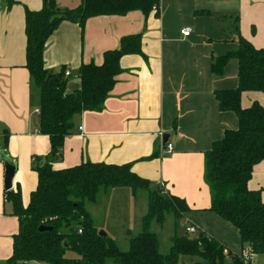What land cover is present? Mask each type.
<instances>
[{"label": "crops", "instance_id": "0c3cea01", "mask_svg": "<svg viewBox=\"0 0 264 264\" xmlns=\"http://www.w3.org/2000/svg\"><path fill=\"white\" fill-rule=\"evenodd\" d=\"M15 1L9 11L0 1V153L15 164L10 191H18L26 206L37 185L33 161L44 162L50 143L38 132L35 112L40 97L31 89L24 68V9L36 12L42 0ZM54 1L60 9L82 3ZM184 29L191 30L187 38L180 34ZM130 35L141 36L142 55L121 59V74L103 109L75 119L74 133L64 140L61 155L52 166L60 170L84 162L130 165L137 177L162 185L169 196L186 203L189 211L180 220L185 226H194L240 256L237 230L209 211L210 191L204 178L205 154L225 131L238 128L236 116L220 112L215 99L217 91L237 88L238 63L229 59L221 76L213 74L212 64L236 51L239 38L264 49V0H159L158 17L145 19L140 12L100 16L88 19L82 30L63 22L45 45V68L52 73L69 71L70 76L64 75L66 90L76 91L79 66L100 65L103 54L117 50L121 38ZM254 102L264 108V94L246 93L241 105L246 108ZM164 133H171L170 154L164 153ZM247 189L260 192L264 204V161L253 167ZM114 197L129 210L141 212L139 218L146 214V190L132 194L126 188L112 189L108 204ZM18 229V218L5 198L0 161V264L11 256L12 238ZM259 257L253 256L251 263L264 264Z\"/></svg>", "mask_w": 264, "mask_h": 264}, {"label": "trees", "instance_id": "16d2710c", "mask_svg": "<svg viewBox=\"0 0 264 264\" xmlns=\"http://www.w3.org/2000/svg\"><path fill=\"white\" fill-rule=\"evenodd\" d=\"M0 1L7 11L17 4L15 0ZM81 2L76 8L60 9L54 0H42L40 10L24 9V68L29 73L31 89L40 97L38 132L48 138L50 149L42 164L33 161L37 185L26 206L18 191H5L19 229L12 238V254L4 264H243L241 256L215 240L209 242L199 231L197 235L173 237L169 254L162 255L156 235L148 231L150 222L162 225L166 215L178 222L189 208L183 200L164 192L163 187L137 177L130 165L84 162L67 169L53 168L64 140L74 133L75 119L85 112L103 109L121 74V59L142 55V38L125 36L117 50L103 54L100 65H80V87L69 92L64 71L52 73L44 65L45 45L51 35L63 22L76 24L82 30L88 19L100 16L140 12L148 19L159 15V0ZM229 59L238 63L237 88L217 91L215 99L220 112L236 116L238 128L225 131L205 154L209 211L237 230L242 252L264 256V204L260 192L247 189L253 167L264 161V108L257 102L246 108L241 105L246 93L264 94V49H256L239 38L236 51L213 62V74L221 76ZM115 188H126L132 194L139 189L148 192L142 231L130 238L126 252L120 251L108 236H99L84 207L86 202L95 201L99 190ZM40 228L45 230L40 232ZM225 250L227 255L223 254ZM68 253L75 258L68 257Z\"/></svg>", "mask_w": 264, "mask_h": 264}, {"label": "rangeland", "instance_id": "374dc122", "mask_svg": "<svg viewBox=\"0 0 264 264\" xmlns=\"http://www.w3.org/2000/svg\"><path fill=\"white\" fill-rule=\"evenodd\" d=\"M103 190H99L94 202H86L85 211L92 215L95 229L111 238L120 251L126 252L129 249L130 238L142 231V218H139L141 212L129 210L128 206L124 202L118 201L116 197L112 198L108 204L112 189ZM136 204H138V200ZM184 227L185 224L182 221L175 222L172 215H166L162 225L156 221L150 222L148 231L156 235L159 252L162 255H168L171 239L175 236L185 235ZM67 256L75 258L72 253H68ZM259 258L261 259L258 261L262 263L264 256Z\"/></svg>", "mask_w": 264, "mask_h": 264}, {"label": "water", "instance_id": "95a60500", "mask_svg": "<svg viewBox=\"0 0 264 264\" xmlns=\"http://www.w3.org/2000/svg\"><path fill=\"white\" fill-rule=\"evenodd\" d=\"M171 136V133H164L162 135V145L165 147V145L168 143L169 138ZM0 161L3 163L4 167V191H10L12 189V181L15 174V164H13L7 156H5L3 153H0ZM44 228H40L39 231H44ZM99 236L105 237L106 235L103 232H98Z\"/></svg>", "mask_w": 264, "mask_h": 264}, {"label": "built area", "instance_id": "2783aa9c", "mask_svg": "<svg viewBox=\"0 0 264 264\" xmlns=\"http://www.w3.org/2000/svg\"><path fill=\"white\" fill-rule=\"evenodd\" d=\"M153 10L155 11V9H153ZM180 34L184 38H187L191 34V30L190 29L181 30L180 31ZM64 75H65V77H68V76H70V72L69 71H66L64 73ZM35 113L37 115H39V111H36ZM78 130L81 131V128H79ZM171 151H172V146L167 143L165 145V151H164V153L165 154H170ZM161 187H163V186L161 185ZM184 229H185V233L187 235H197L200 232L197 228H195L194 226H190V225L185 226ZM204 237L210 242L211 238L207 237L206 235H204ZM223 254L224 255H227V251L225 250L223 252ZM240 256H241V258L243 260V264H247V263L251 262L252 261V258H253V256H250V254H248L247 252H241Z\"/></svg>", "mask_w": 264, "mask_h": 264}]
</instances>
